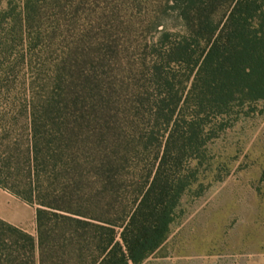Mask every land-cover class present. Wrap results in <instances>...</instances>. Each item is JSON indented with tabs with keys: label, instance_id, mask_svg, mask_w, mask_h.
<instances>
[{
	"label": "trees",
	"instance_id": "1",
	"mask_svg": "<svg viewBox=\"0 0 264 264\" xmlns=\"http://www.w3.org/2000/svg\"><path fill=\"white\" fill-rule=\"evenodd\" d=\"M168 3L181 29L142 59L147 87L68 53L43 93L30 83L25 121L1 116L0 186L36 208L35 235L0 219V264H140L167 239L207 143L264 102V0ZM144 108L161 132L138 139ZM22 129L23 148L7 136Z\"/></svg>",
	"mask_w": 264,
	"mask_h": 264
},
{
	"label": "rangeland",
	"instance_id": "2",
	"mask_svg": "<svg viewBox=\"0 0 264 264\" xmlns=\"http://www.w3.org/2000/svg\"><path fill=\"white\" fill-rule=\"evenodd\" d=\"M164 29H181L168 0H38L35 8L29 0H0L5 44L0 46V118L25 121L30 83L43 93L55 65L68 53L107 80L147 87L140 63H147ZM146 108L136 120L138 139L152 128L160 130ZM123 123L131 141L132 131ZM7 136L25 145L23 129ZM35 208L0 186V219L35 235ZM140 264H264V102L231 120L207 143L167 239Z\"/></svg>",
	"mask_w": 264,
	"mask_h": 264
}]
</instances>
